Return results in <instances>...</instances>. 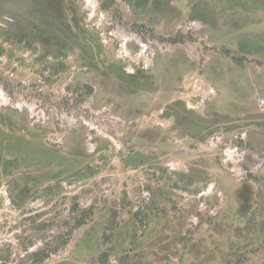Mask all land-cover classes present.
Wrapping results in <instances>:
<instances>
[{"label": "rangeland", "instance_id": "1", "mask_svg": "<svg viewBox=\"0 0 264 264\" xmlns=\"http://www.w3.org/2000/svg\"><path fill=\"white\" fill-rule=\"evenodd\" d=\"M93 1L0 0V264H264V0Z\"/></svg>", "mask_w": 264, "mask_h": 264}, {"label": "built area", "instance_id": "2", "mask_svg": "<svg viewBox=\"0 0 264 264\" xmlns=\"http://www.w3.org/2000/svg\"><path fill=\"white\" fill-rule=\"evenodd\" d=\"M86 5L90 8V10L92 12L95 11V1L93 0H89V3L86 0ZM130 41V38L128 37H122V45L121 49L124 50L126 49V43H128ZM143 50H141V52H145L147 47L143 46L142 48ZM127 50V49H126ZM206 91V92H205ZM212 90L211 88L209 89H205L204 90V94L206 95L207 93H211ZM243 134H238L236 133L233 138H242ZM216 141H219L220 143V148H221V154L224 156V159L226 161L232 162L233 165L235 166L234 169L236 171V173H241V164L245 159L246 156V150L243 149L241 146H239L237 143H233L232 141L229 142H225L223 140V138L220 136H217ZM211 144H212V139L210 140ZM262 159H264V157L261 158V162L263 161Z\"/></svg>", "mask_w": 264, "mask_h": 264}, {"label": "bare ground", "instance_id": "3", "mask_svg": "<svg viewBox=\"0 0 264 264\" xmlns=\"http://www.w3.org/2000/svg\"><path fill=\"white\" fill-rule=\"evenodd\" d=\"M87 2L89 3V0H87ZM0 101H1L2 103H4V102H5V98H3L2 96H0Z\"/></svg>", "mask_w": 264, "mask_h": 264}]
</instances>
